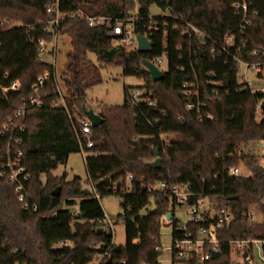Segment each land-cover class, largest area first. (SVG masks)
I'll return each instance as SVG.
<instances>
[{
    "label": "trees",
    "instance_id": "trees-1",
    "mask_svg": "<svg viewBox=\"0 0 264 264\" xmlns=\"http://www.w3.org/2000/svg\"><path fill=\"white\" fill-rule=\"evenodd\" d=\"M56 3L62 11L81 9L87 15L115 20L137 15L134 33L152 41L147 52L136 46L123 47L105 26H91L80 17L67 16L59 27L61 40L68 37L72 44L65 69L57 74L73 115H86L88 90L103 82L106 64L121 66L125 76L145 80L136 88L143 91L142 101L132 103L135 90L125 86L124 102L106 105L99 112L104 121L92 128L94 144L87 149L91 154L86 167L101 199L83 187L81 177L54 174L71 154L82 151L81 141L86 146L87 137L79 133L76 117L63 107H53L61 98L54 78L37 91L33 89L39 75L55 70L52 62L39 59L38 46L40 38L52 41L46 31L47 8ZM152 4L169 10V15L152 17ZM253 5L258 14L253 24L241 31L232 0H0V85L8 88L19 82L18 89L7 90L0 100V131L9 119L14 120L10 125L13 132L2 138L0 154L8 143L15 146V139H22L18 147L30 174L24 183L30 203L38 207L37 211L25 209L16 184L0 176V240L6 241L9 249L4 263L16 259L34 264L89 263L113 241L111 232L98 228V219L105 216L101 200L119 195L122 211L117 222L124 212L126 243L114 250L111 262L104 263L160 264V230L170 225L160 219L168 214L171 204L170 194L158 188L161 180L188 185L190 203L209 197L216 208H230L234 221L223 236L264 238V165L260 164L261 153L247 149L248 143L264 141V94L238 83L229 59L214 57L209 51V41L222 42L230 30L238 34L234 51L242 59L264 60V0H253ZM187 22L206 33L209 41L193 34ZM256 50L259 56L254 55ZM59 52L61 55L62 49ZM162 55L168 57V70L155 82L143 60ZM213 80L222 85H212ZM185 82L198 83L211 118L200 120L196 112L186 109ZM32 96L41 104L32 103ZM146 97L156 105L150 106ZM261 100L262 116L258 117ZM19 108L23 113L17 116ZM162 133H176V138L167 141ZM156 151L161 157L159 167L151 164ZM231 166L251 169L252 174L231 175ZM59 187L62 191L56 195ZM176 234L174 231L173 236ZM62 240L70 245L54 248ZM15 247L20 248L16 255L12 253ZM193 263L233 264V260L224 250L218 258Z\"/></svg>",
    "mask_w": 264,
    "mask_h": 264
},
{
    "label": "built area",
    "instance_id": "built-area-1",
    "mask_svg": "<svg viewBox=\"0 0 264 264\" xmlns=\"http://www.w3.org/2000/svg\"><path fill=\"white\" fill-rule=\"evenodd\" d=\"M232 7L235 13L240 18V29L246 31L252 24L254 16L258 14L257 9L253 5V0H232ZM47 11L49 13V20L47 21L48 34L52 35V41L48 42L44 38L39 40V59L41 61H50L53 63L55 70L46 71L39 75L36 83L33 85V89L37 91L46 81L54 78L56 82L57 91L60 93L61 98L53 103V107L65 108L71 117H76L80 126V132L87 137L86 146L81 141V152L87 151V149L93 147L94 141L91 138L92 133V122L87 115L78 116L73 115L72 111L67 102V97L63 93L62 83L58 77L59 60V41L61 35L59 33V27L65 17L71 18H82L86 19L91 26H105L109 30V35L114 38L117 45L130 48L136 46L138 48L137 35L134 33V23L138 19L137 15H133L129 18L122 20H115L112 17L104 15H87L81 9L74 10L72 12L62 11L59 4H51L48 6ZM186 27L191 28L193 34L199 35L201 39L206 40L207 35L197 26L186 23ZM178 29L179 26H175ZM184 33L188 30H183ZM238 34L232 31H227L224 34L222 42L209 41V51L211 54L216 56L225 55L231 65L236 68V77L238 83L249 87L254 93L260 92L264 94V60L258 59L256 61H247L234 51L238 46ZM243 42V40H242ZM254 55L259 56L258 50L254 51ZM160 69L164 62H168V57L162 55L152 60ZM163 70V69H162ZM254 79V81L252 80ZM212 85H222L220 81L213 80ZM185 96H186V109L190 112H196L199 119L203 120L212 117V112L207 109V103L201 98L200 86L197 82L184 83ZM19 88V82L14 81L8 88L0 85V91L3 94L0 95L2 100L7 90H16ZM215 93H218V89H215ZM143 91L136 89L131 94V102L138 103L143 100ZM144 100L149 101L150 106H155L156 103L149 97ZM30 101L35 104H41L40 100L36 96H32ZM263 101L258 103V117L262 116L261 108ZM23 113V108H19L16 115L19 116ZM150 123H152L150 121ZM14 124L13 119H9V123L4 125L3 130L0 131V144H2V138L7 137L13 132L10 125ZM19 127V126H17ZM21 127V126H20ZM25 128L22 127L23 131ZM171 133H162L161 137L168 141ZM13 137H10L12 140ZM16 145L8 143L6 150L0 154V176L5 178L7 181L16 184V193L19 201L24 205L25 209H33L37 211L38 207L32 205L29 201V195L25 187L24 181L30 178V174L27 172L26 167L23 164L24 152L18 147L22 143V139L17 137L15 139ZM262 153L260 164L264 165V141L261 142ZM229 173L235 176H249L252 174V170L243 166H231ZM132 177V176H131ZM130 177V178H131ZM92 184V183H91ZM158 188L165 193L170 194L171 204L170 211L171 218L167 215L160 219L162 223L170 224L174 231L177 232L173 236L172 256L170 264H194L193 262L198 261L200 263L207 262L213 258L215 251H220V255L224 250L231 253L233 264H264V238H232L225 237L223 234L232 226L234 221V214L228 207L216 208L212 200L209 197H202L193 203L189 202L192 193L188 185L169 183L167 180H161L158 183ZM92 190L95 192L97 198L101 199L99 193L92 184ZM180 209V210H179ZM184 212L188 215L187 219H183L178 216V213ZM125 213L119 218V221H124ZM251 217H255L254 213H251ZM98 228L111 232L113 235L112 244L104 251L95 255V257L87 264H105L104 262L112 261V254L117 246L114 242L115 224L117 221L113 219L109 214L105 213L103 218L98 219ZM70 245L68 240H62L57 243L54 248L65 247ZM159 251L163 253L162 244L157 247ZM20 248L15 247L12 249L13 254H18ZM9 249L6 241L0 240V264H34L29 261H21L19 259L13 260L11 263H4L7 260V254ZM160 256L158 261L160 264ZM125 263L126 261H122ZM147 264V263H141Z\"/></svg>",
    "mask_w": 264,
    "mask_h": 264
},
{
    "label": "rangeland",
    "instance_id": "rangeland-1",
    "mask_svg": "<svg viewBox=\"0 0 264 264\" xmlns=\"http://www.w3.org/2000/svg\"><path fill=\"white\" fill-rule=\"evenodd\" d=\"M150 10L152 17L169 15V10H162V8H160L157 4H152ZM71 45V39L68 37H64V39L59 41V47L63 52L60 56L58 74L63 72L65 69V64L67 61L66 55L68 51L72 49ZM91 57L96 62H98L97 57L94 53H91ZM168 66V62H164L161 65V68L164 71H167ZM102 73L103 82L89 89L87 93V108H92L97 113L103 110L106 105L122 104L125 99V86H129L131 87V89L136 90L138 86L145 83V80L137 77L136 75L125 76L123 73V68L121 66H115L113 64H106L105 67L102 68ZM252 80L254 81L253 78ZM262 84H264V81L262 82ZM174 138H176V133H171L169 135L168 141ZM247 149L258 153L263 152L262 145L258 141L248 143ZM88 156H90V152L88 151L71 154L65 164H61L56 170H54V174L62 175L67 172L68 179L79 176L82 178L83 187L92 189V184L88 179L86 167V158ZM42 178L45 181V175H43ZM59 189L61 192L62 188L59 187ZM121 201L122 198L119 195H109L101 200L105 213L109 214L116 221L118 218V214L122 211ZM178 216L183 219L188 218V215L184 214V212L178 213ZM160 232L162 235L161 244L163 248V253L160 256V261L162 264H170L173 246V227L171 225H163ZM114 242L117 245H125L126 243V227L122 221H119L115 224Z\"/></svg>",
    "mask_w": 264,
    "mask_h": 264
},
{
    "label": "water",
    "instance_id": "water-1",
    "mask_svg": "<svg viewBox=\"0 0 264 264\" xmlns=\"http://www.w3.org/2000/svg\"><path fill=\"white\" fill-rule=\"evenodd\" d=\"M137 40H138V50L140 52H147L151 49L152 41L148 39L145 35L138 34ZM143 64L149 71V74L153 81L157 82L165 77L166 71L160 69L153 61L149 59H144ZM84 111L85 114L88 116V118L91 120L93 127L99 126L104 121V118L99 113L94 111V109L85 107ZM156 154L158 157L151 164L153 166L159 167L161 165V157L159 155V151H156ZM59 193H60V189L57 188L55 190V194L59 195ZM171 216H172L171 213H168L167 217L169 219L171 218ZM120 249H121V245H117L115 248L116 251H119ZM219 256H220V251H215L213 253V258H218Z\"/></svg>",
    "mask_w": 264,
    "mask_h": 264
},
{
    "label": "crops",
    "instance_id": "crops-1",
    "mask_svg": "<svg viewBox=\"0 0 264 264\" xmlns=\"http://www.w3.org/2000/svg\"><path fill=\"white\" fill-rule=\"evenodd\" d=\"M61 49V48H60ZM61 56V55H60ZM90 154H91V152H90Z\"/></svg>",
    "mask_w": 264,
    "mask_h": 264
}]
</instances>
